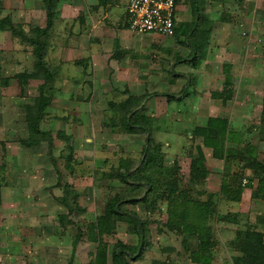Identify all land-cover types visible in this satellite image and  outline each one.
Instances as JSON below:
<instances>
[{
	"label": "rangeland",
	"instance_id": "obj_1",
	"mask_svg": "<svg viewBox=\"0 0 264 264\" xmlns=\"http://www.w3.org/2000/svg\"><path fill=\"white\" fill-rule=\"evenodd\" d=\"M32 1L34 3L32 14L36 16L33 20L41 21L45 25L46 12L43 0ZM1 2L3 0H0V8H3ZM125 2L126 0H98L97 4L100 6L97 4L91 6L92 12L96 14L95 9H110L114 12V16L105 20L99 16L97 18L99 23L92 24L89 29L82 30V33L81 21L85 22V16L81 12L76 16L77 18H73V22L68 21L69 23L65 25L67 31L65 35H62L63 37L59 35L61 42L63 39L70 40L66 48L61 50L64 54L61 55L62 59L67 60L66 67H63L65 76L70 78L69 75L77 74L82 75V79L88 76V80L83 83L82 90L79 89L81 82L75 81L72 85L74 89L71 98L65 97L63 101H58L57 105L49 108L40 123V129L49 132L53 137L51 152L42 137L34 135L28 126V120L36 109L40 95L39 88L43 84L41 79L33 77L36 59L32 48L14 39L9 31L0 25V213L5 212L1 206L10 204L11 200L26 204L31 202L45 204L43 209L46 215L43 223L47 229L43 233L46 239H50L47 243L51 246L57 245V252L60 254L47 256L49 261L42 260L43 264H69L71 246L78 233L86 234V230L89 232L91 224H96L105 215L106 206L114 197L121 199L119 208L123 217L115 223L117 225L114 231L106 234L105 239L103 237L110 252L118 241L137 250L138 235L135 232L134 220L130 216L135 214L146 225L147 243L141 259H135L138 256L136 255L133 260H128L130 264H191L188 257L190 254H185L181 245L182 236L178 233H170L164 227L167 222L165 205L152 201L153 209L151 208L150 212L142 203H132V200L143 198L146 190L138 188L133 178H128L132 182L127 183L121 179V175L135 172L147 143L146 135L138 133L139 138H132L119 126L122 113L115 106L125 100L126 97L122 98V96L126 93L122 91L114 98L104 95L111 85V88L117 89L116 76L110 74V69L105 67V60L120 57L114 46L118 41L120 46L121 40L118 34L124 25ZM180 5L182 6L180 12L176 14V21L180 25L191 24L196 29L201 16H204L212 22V28L221 24L217 27L216 35L220 36L219 32L223 25L229 29V43L226 44L224 41L220 44L216 49L215 58L211 63H206L209 66L204 68L214 74L217 82L215 87H220L223 80L221 65L224 66V71L225 66L229 64L225 63L230 59L225 52L232 56L230 51L235 47L238 51L242 50L253 63L249 68L251 84L254 86L253 94L246 95L236 87L237 93L229 103V109L220 107L221 110H217L214 106L208 113L207 103L212 100H210L209 85L207 89L201 84L198 88L195 87L197 91H186L184 88L187 83L184 80L183 83L178 82L174 88L167 87L166 81L171 76L173 64L175 67L183 62L190 63L187 68L191 71L193 82L195 81L197 72L191 64L193 65L196 56H193L189 45V42L193 44L195 41L191 39V34L185 33L178 39L131 34V38L126 41L128 49H124L122 54L134 55L130 60H133L141 71V84L147 85L145 89L139 90L141 95L137 96L141 98L140 112L147 117L148 114L152 115L150 135L152 153L158 156L164 169L162 173L167 171L160 177L158 165H152V174L159 182H165L175 175V178L179 179V186L189 191L190 197L194 200L203 201L213 194L220 214L230 213L239 216L238 224L210 222L214 234L223 233L222 237H225L221 239L217 236L221 241L213 249L216 257L221 244L222 251H225V247L229 248L228 244L231 242L226 238L231 237L238 229L241 232L248 229L264 233V199L252 197V190L243 192L242 198L237 203L221 196L224 163L213 159L211 153L207 151L206 166L209 176L207 175L202 185H192L189 175L190 164L191 160L197 157L196 146L201 144V140L192 138V132L195 125L202 123L209 116L227 117L231 119V129L242 134L244 142L238 146L239 150L242 151L248 143L254 144L258 150V160L264 163V136L260 133L261 117L264 112V4L261 5V0H198V12H195L192 0H183ZM260 12L262 14H259ZM18 16L21 20L27 18L24 13L23 16ZM3 18L5 16L0 15V20ZM26 25L28 31L37 27L36 22ZM103 31H108L110 35H104ZM204 32V38H209L208 41L211 42L209 31ZM210 42L205 58L196 59L197 63L195 62L194 66L198 69L205 66L204 61L208 53H212ZM91 45L96 47L92 52L96 57L106 58L103 59L106 69L102 70L98 66H102V59H100L101 63L95 64L91 51L86 48ZM228 48L230 50H227ZM149 70H151L150 75ZM60 73V70L56 72L57 75ZM94 73L96 77L93 76ZM146 73L148 75L145 76ZM149 77L152 82H145ZM66 82L68 85V80ZM54 84L56 88V80ZM63 87L61 85L60 89L62 90ZM188 87L189 85L186 88ZM122 88L118 90H123ZM244 91L247 93V90ZM182 92L183 95L188 92L183 102L176 99L168 101L162 96V94L174 93L173 95L179 97ZM148 96L151 97L147 98ZM56 108L59 110L57 111ZM195 109L200 111L195 112ZM203 109L205 112H202ZM235 109L236 112L233 113ZM113 112L118 113L114 115ZM111 116L115 118L114 123L118 124L114 128H111L112 124L110 125ZM88 117L92 119L93 128L89 121L87 123ZM194 117H198L200 122L192 123ZM62 132L66 136L60 138L59 134ZM129 159L133 160L132 163L128 162ZM235 161L231 160L234 173L239 172L240 166ZM245 176L251 178L253 173L246 171ZM254 179L255 188L258 179ZM173 181L174 178L168 180L169 184ZM246 182L247 180L244 184ZM203 192L206 194H202ZM68 207L75 209L70 215V222L74 226L69 223L64 224V221L69 220L61 215V212L68 211ZM15 217L21 218L18 215ZM85 226H88V229L85 230ZM16 235L18 238L22 236L20 231L16 232ZM222 241L227 245H223ZM196 245L197 241H192L189 250H196ZM91 247L94 248L93 245ZM20 254L17 256L20 257ZM220 259H222L221 252ZM15 263L33 264L23 257ZM109 263L114 264L112 257Z\"/></svg>",
	"mask_w": 264,
	"mask_h": 264
},
{
	"label": "trees",
	"instance_id": "obj_2",
	"mask_svg": "<svg viewBox=\"0 0 264 264\" xmlns=\"http://www.w3.org/2000/svg\"><path fill=\"white\" fill-rule=\"evenodd\" d=\"M62 0H43V4L46 12V27H36L34 30L28 31L21 24H15L11 18L6 17L0 20V25L5 27L14 39L19 40L22 44L28 45L32 48V53L35 56L33 77L41 79L43 84L39 88L40 95L36 102V109L34 114L30 116L28 120V126L31 132L38 136L48 144L49 152L52 150L53 137L49 132H45L40 129V123L46 116V110L51 105L54 97V83L58 76L56 72L58 68L55 64L48 60L49 52V35L53 29L55 20L58 18V5ZM101 1V0H100ZM183 0H177V6L182 3ZM195 12H198V0H192ZM99 5V4H98ZM100 6V5H99ZM176 12L174 17V36L172 38L178 39L181 35L191 34V39H194L195 43H190V47L193 51V64L197 63L196 59L201 60L205 58L209 38H204L205 32L211 34L212 22L208 21L201 16V20L198 24V29L193 28V25L182 24L180 25L176 20ZM198 20V19H197ZM122 29L128 30L126 24V16ZM210 37V36H209ZM115 49L119 56H122V50H120L119 41L115 42ZM196 62V63H195ZM231 65L225 66V84L224 90L220 93H213L214 99L222 100L224 104L234 99L235 92L233 90V79L231 78L230 71ZM26 79V76H24ZM26 81V80H25ZM121 104L115 106L121 110L122 118L120 119L119 126L124 128L125 132L130 134L142 133L147 136L146 147L144 149V155L138 165V169L132 174H123L121 179L124 183L132 182L128 178L135 179L138 188L146 190V194L140 200H132L134 204L142 203L147 207L150 212L153 209L151 205L152 201H156L165 205L167 213V222L164 227L170 233H178L182 236V247L185 250V254H190V260L195 264H212L213 249L219 244V240L215 237L212 229L211 221L227 224H238L240 222L237 214L230 213L220 214L214 201V195H209L206 200L198 201L190 197L189 191H186L179 186V179L174 177V181L169 184L168 180L165 182H159V180L152 174V165H158L160 173L158 175L163 176L167 171L161 166V162L156 154L152 153V138H151V125L152 121L149 117L140 112L141 105L138 97H133L130 94L127 95ZM186 92L179 97L173 94H162L168 101L176 99L183 102ZM152 95V94H151ZM159 95V94H153ZM151 96H148L149 98ZM118 111V112H119ZM264 111V110H263ZM118 112H113L116 114ZM261 131L264 133V112L261 117ZM115 120V119H114ZM114 120L110 122L111 128H114L116 123ZM150 127V128H149ZM229 119L221 117H210L205 127H196L192 132L193 139L201 140L202 146H196L197 157L191 160L190 164V183L194 186L202 185L206 179L209 171L206 166V158L203 153L204 148L212 150V158L224 163L223 178L221 182L220 195L226 200L238 202L240 201L244 190H252V197L255 199H264V163L258 160L257 147L248 143L242 149L239 150L238 146L243 142L241 134L238 131L231 129ZM64 132L59 134L60 138L65 137ZM264 136V135H263ZM237 144L235 148H229V144ZM238 157V159H237ZM231 160L240 164L238 167L239 172L232 170L233 165ZM246 171H251L253 177L247 178L245 176ZM173 176V174H172ZM254 178L258 179L257 186L254 188ZM247 182L244 184V182ZM244 181V182H243ZM202 194H206L203 192ZM121 199L114 197L106 206V213L101 217L96 224H91L93 236L92 242L97 243V251L93 260L89 264H108V246L104 243L103 236L110 234L114 231L118 220L123 217V213L120 211L119 204ZM68 210L72 211L73 208ZM135 223V232L138 235V245L135 251L132 247L125 245L123 242H117L112 251V259L114 264H130L128 260L141 259L142 252L147 243L146 241V225L135 214H130ZM117 217V218H116ZM215 220V221H214ZM90 227V229H91ZM236 241L234 246L237 248L240 257L235 259V264H264V233L258 231L248 230L241 232L239 229L235 232ZM82 237V232H79L73 241L71 261L73 263L75 259V250L77 244ZM197 241L196 250H189L190 243Z\"/></svg>",
	"mask_w": 264,
	"mask_h": 264
},
{
	"label": "crops",
	"instance_id": "obj_3",
	"mask_svg": "<svg viewBox=\"0 0 264 264\" xmlns=\"http://www.w3.org/2000/svg\"><path fill=\"white\" fill-rule=\"evenodd\" d=\"M35 1L38 2L39 0H35ZM128 2H129V0H126L125 7H123V12H125V14L123 13L124 17L126 16V7H127ZM1 3L3 4V8H0V15L3 14V16H5V18L6 17L11 18L13 23L21 24L25 28V26L27 27L26 24H31V23L33 24V22H36L37 27H40V28L46 27V23L44 25V24H42L41 21L33 20V17H36V16L32 14L33 13V4H34L32 0H3V2H1ZM97 3H98V0H62L58 5L59 15H58V18L55 20L54 25L52 27L53 29L51 30L50 35L48 37L49 38L48 39L49 40L48 60L51 63L55 64L57 67H59L58 71L60 70L61 73L58 74V76L56 77V88L54 86V91H53L54 99H53L51 105L48 107V109L57 105L56 103L58 101H63V98L72 96L71 93L73 92V89H74L72 87V85H74L75 81L81 82L80 83L81 86L79 85L81 88L79 87V89L82 90L83 89V86H82L83 83H85V81L88 80V76H86L85 79H82V75H77V74H75L74 76H71L68 74L70 78H67L65 76V74H64L65 71L63 70V67H66V65H67L66 61L67 60L62 59L61 55L64 56V54L62 53L61 50L66 48L67 43H69L70 40H69V38L66 40L63 39L61 42L60 36H62V35L64 36L65 32H67L65 30V25L67 23H69L70 21L73 22L74 21L73 18H75L77 15H80L81 12H83L84 16H85V22H83L84 20L81 21L82 25H81L80 32H82V33H83V31H85L84 29H86V28L89 29L92 26V24H96L97 22L99 23V19H97L99 16H101L102 19H104V20L109 18L110 16H114V12L110 9L109 10H106L103 8L100 10L95 9L94 11H96V14L94 12H92L91 6H94ZM262 4H264V0H261V5ZM106 6H108V5L106 4ZM180 7H182V6L181 5L178 6L176 13H178V11L180 12ZM97 11H99V12H97ZM23 13L27 17L25 20H21V18L18 16V15L23 16ZM259 14H262V12H260ZM73 24L74 23H72V25ZM218 25H217V27H218ZM61 26H63L64 29L61 28ZM217 27L215 25L214 31H213L214 33L212 34V40L210 42V44H211L210 49L212 48L213 50H212L211 54L208 53L207 59L204 61L205 66L203 65L202 67H200L198 69L197 67L194 66V64L193 65L191 64V66H193L194 70L197 72L195 75V78H194L195 81L193 82V79L191 77V75H192L191 71L187 68L190 66V63H188V62H183V63H181V65H176L175 67H174V64L171 65V76H169L167 78V81H166L167 87H173L174 88L178 82L183 83L184 80H186L185 82L187 83V85H189L188 88H186L187 85L185 86L184 89H186V91H190V90L191 91H195V90L197 91V89L195 87L198 88L199 86H201V84H203L204 89H207V87L209 85L211 87V89H210V92H211L210 100L211 99L212 100H211V102L207 103V106L209 108V109H207L208 113H210L212 107H214V106L217 107V110L218 109L221 110L220 107H222V108L226 107L227 109H229L228 108L229 103L231 102L230 101V102H227L226 104H224L222 102V100L214 99L212 97L213 93H220L224 90L225 77H226L225 72L223 71L224 66L221 65V74H222L223 80H222L220 87H215L217 82L215 80L214 74L211 71H209V70L207 71L204 69L205 67L207 68L209 66V64H206V63H211V60L213 58H215V54L217 53L216 49L218 48V46L220 44H223L224 41L226 44H227V42L229 43V41H228V37L230 36V33H228L229 29H227L226 26L224 27V25L221 26L222 30L219 32L220 36H218V35H216V33L218 32ZM107 30L109 31V33H111V31L109 29H107ZM108 31H103L104 35L105 34L110 35L108 33ZM118 37L121 40L120 41V47L122 46L120 48V50L124 51V49H128L127 45H126V43H128V42H126V41L131 38V33L128 30L122 29V31H120V33L118 34ZM152 37L153 38H161V37L155 36V35ZM165 39H167V38H165ZM62 43H64V44H62ZM86 48L87 49L89 48L88 50H89V52L91 51V53L94 51V49H96V47L92 46V45L90 47H86ZM234 48L232 51H230L232 56H230L227 52H225L227 55V58H228V56L230 57L229 61H227L225 63H229V65H231L230 75H231V78L233 79L232 80L233 81V85H232L233 90L235 92V90H236L235 88L237 87L238 90L245 92L246 95H251L254 93V90H253L254 86L251 84L252 83V79L250 78L251 77V70L249 68L251 67V65L253 63H252V61L249 60L248 57H246V55L244 54V52L242 50L238 51L237 48H235V49ZM227 50H230V49L228 48ZM92 55H93L92 57H93V60L95 61L96 65L101 63L100 59H102V66H100V65H98V66L100 68H102V70L109 68L110 74L112 73V75L116 76L117 89L115 90V87L111 88L112 85L109 86L107 92L104 94L105 96L114 98V97H116V95H118V94L120 95L123 91L125 93L127 92L128 93L127 95L130 94L133 97H137V96L139 97V95H141V92H139V90L146 88V86H147L146 83L141 84L142 76L140 74L141 71L138 69V65H136L133 60H130L131 57H133L134 55L133 56H131L130 54L126 55V56L122 55L120 57L114 58L113 60L112 59L109 60V59L101 58V57H96L95 54H93V53H92ZM103 59L104 60L106 59L105 60V62H106L105 67L106 68L103 65ZM203 69H204V71H203ZM148 73L150 75L151 70H149ZM98 74H99V72H98ZM144 75L146 76L148 74L146 73ZM93 76L96 77L95 73ZM173 76H177V77H173ZM108 79L110 80V78H108ZM67 80L69 83L68 85H66ZM148 81L152 82L151 77H149L147 79V81L145 80V82H148ZM64 82H65V84H63ZM61 85H62V87L64 86L62 90L60 89ZM121 87H123L122 88L123 90H120L121 91L120 92L118 90V88H121ZM244 90H247V93ZM144 93H147V92H144ZM236 93L237 92H235V95H236ZM169 94H174V93H169ZM111 95H114V96H111ZM235 95H234V97H235ZM55 97H58V99L56 100ZM124 97H127L126 94H123L122 98H124ZM56 109H57V111L59 110L58 108H56ZM47 110H46V114L48 113ZM203 110L204 111H202V112H205V109H203ZM90 111H92V110H90ZM199 111L200 110L195 109V112H199ZM235 112H236V109L233 111V113H235ZM75 116H76V114H75ZM78 117H80V116H78ZM148 117L151 118L152 115L148 114ZM210 117H214V116L207 117L203 122L201 121L202 123L195 125V128L196 127H205L207 125V122H208ZM221 118H227V117L221 116ZM112 119H115V118H113V116H111L109 118V120L112 121ZM79 120H81V119H79ZM81 121H83V120H81ZM88 121L90 122V125H92V128H93V122H92L91 117H88L87 123H88ZM151 121H152V118H151ZM193 121L197 122L198 117H194V119L192 118L191 122L194 123ZM198 122H200V121H198ZM229 122L231 125L232 124L231 119L229 120ZM78 127H80V126H78ZM150 129H152V125H151ZM260 133H261V136L264 135V133L262 131H260ZM127 135L132 137V138L133 137H137V138L140 137L138 134L127 133ZM246 135L249 136L248 134H246ZM241 136H242V134H241ZM242 141H243V138H242ZM252 145H254V144H252ZM200 146H202V143L200 144ZM236 146H237V144L231 143V144H229L228 147L229 148H235ZM202 149H203V153L205 155L206 160H207V152L211 153V156H212V150L211 149L204 148V147H202ZM131 161H133V160L132 159L128 160L129 163H132ZM137 169H138V166L136 167L135 170H137ZM248 190L249 189H246V190H244V192L248 191ZM235 203H237V202H235ZM44 205L45 204H41L38 202H31V204H26L22 201L17 202L15 200L14 201L11 200L10 204H5V205L1 206V208L4 209L5 212L0 213V264H16L15 263L16 260L20 259L21 257L27 258V261L29 263L33 262V264H43L41 262L42 260H44L45 262L49 261V259H47V256H53V255L57 256L60 254V252H57V248H58L57 245L54 244L51 246L50 243H47V242H49L50 239L49 238L46 239L44 236V233H43V231L45 229H47L44 227V223H43V221L45 220L44 216L46 215L44 213L45 211L43 209ZM38 209H41V210L39 211ZM17 210L20 212H18ZM74 210L75 209H73V211ZM71 214H73V212L70 210H68L65 213L61 212V215H63V217H66L69 220V221H64V224L69 223L70 225H73L70 222L71 221V218H70ZM16 215L21 216V218L15 217ZM48 215H49V213H48ZM65 222H67V223H65ZM80 227L83 230V226L81 224H80ZM86 228L88 229V226H85V230H86ZM91 230H92V227H91V229L89 228V232H87V230H86V234H84V232L82 233V237H81L79 243L77 244V247L75 250V259L73 260V262L75 261L74 264H89L93 260L95 254H96V251H97V243L92 242L90 240H92V238H93V240L95 241L96 240L95 238H97L98 236H93V233H91ZM18 231H20V233L22 234V236L19 238L16 235V232H18ZM22 231H23V233H22ZM87 233H88V235H87ZM104 236H106V235H104ZM217 236L221 237V239L225 238V237H222L223 233L218 234V235L215 234V237L219 241H221V239H219ZM104 239H105V237H104ZM226 239H228L231 242L230 244H228L229 248L225 247V251H222L221 250L222 244H221L218 255H216V257H215L213 254L214 260H213L212 264H235V259L240 257L241 254L239 253L237 248L234 246V242L236 241V235L232 234L231 237L226 238ZM71 244H72V241H71ZM14 245H20L21 247L18 248ZM92 245L94 248L91 247ZM223 245H227V243L224 241ZM72 246H73V244H72ZM72 246H71V250H72ZM19 252H21V254ZM220 252H221V258L222 259H220ZM224 253H226L227 256ZM17 254H20V257L17 256ZM71 255H72V251L70 254V258H71ZM111 256H112V251L110 252V249H108V264H110L109 262H110ZM217 256H218V258H217ZM70 261H71V259H70ZM191 264H195V263L191 262Z\"/></svg>",
	"mask_w": 264,
	"mask_h": 264
},
{
	"label": "built area",
	"instance_id": "obj_4",
	"mask_svg": "<svg viewBox=\"0 0 264 264\" xmlns=\"http://www.w3.org/2000/svg\"><path fill=\"white\" fill-rule=\"evenodd\" d=\"M177 0H129L126 24L131 34L140 36H174V17Z\"/></svg>",
	"mask_w": 264,
	"mask_h": 264
}]
</instances>
